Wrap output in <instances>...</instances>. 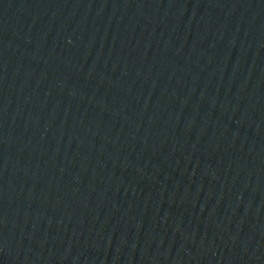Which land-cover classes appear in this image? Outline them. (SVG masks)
<instances>
[{"label":"water","instance_id":"1","mask_svg":"<svg viewBox=\"0 0 264 264\" xmlns=\"http://www.w3.org/2000/svg\"><path fill=\"white\" fill-rule=\"evenodd\" d=\"M0 264H264V0H0Z\"/></svg>","mask_w":264,"mask_h":264}]
</instances>
